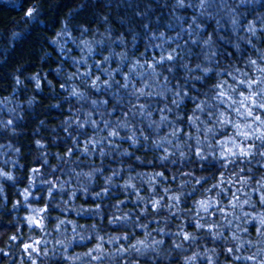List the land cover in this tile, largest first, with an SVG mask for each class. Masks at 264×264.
Returning a JSON list of instances; mask_svg holds the SVG:
<instances>
[{
	"label": "rangeland",
	"instance_id": "1",
	"mask_svg": "<svg viewBox=\"0 0 264 264\" xmlns=\"http://www.w3.org/2000/svg\"><path fill=\"white\" fill-rule=\"evenodd\" d=\"M62 1L21 0L19 7L49 37L81 34L98 41L95 87L72 70L70 59L83 51L72 41L58 43L46 65L32 48L33 59L18 68L10 54L31 45L0 19V70L11 67L0 80V215H10L0 220V264H187L193 248L225 261L237 236L264 241V200L235 195L230 185L264 180V162L229 154L242 143L231 122L217 121L235 119L236 106L221 104L213 87L227 82L230 89L249 90L238 82L256 74L250 62L264 50V0H206L200 14L190 10V0L183 7L177 0H70L65 10L51 7ZM194 30L211 37L205 51L186 44L184 34ZM111 34L130 50L141 67L136 72L106 54L102 46ZM159 49L175 50L182 71L173 76L165 61L157 63ZM104 81L129 87L109 88ZM134 90L164 92L169 102L154 106L153 115L167 134L173 162L167 178L183 192L173 204L146 177L162 160L156 152L142 144L122 149L74 106L80 98L113 109L135 100ZM42 100L56 112L38 107ZM41 110L43 120L26 125L37 157L32 162L14 142L22 136L20 122ZM236 264H264V251Z\"/></svg>",
	"mask_w": 264,
	"mask_h": 264
},
{
	"label": "trees",
	"instance_id": "2",
	"mask_svg": "<svg viewBox=\"0 0 264 264\" xmlns=\"http://www.w3.org/2000/svg\"><path fill=\"white\" fill-rule=\"evenodd\" d=\"M69 1L70 0H64V2L62 1V4L60 6L58 4H51V7L54 9L58 7L55 11L59 12L61 9L65 10L67 8ZM20 3L21 0H0V19L4 20V22L8 25L10 31L24 37L29 45H31V47L27 45L28 48L26 51H24L21 47H17L10 54V59L16 60L18 68L23 67L26 64V58L33 59V57L31 56L32 48L35 49L40 58L39 63L41 62V64L46 65L49 63L51 64V59L54 56L53 51L56 49V45H58V43H61L63 41H72L83 49L80 56L72 57L70 59L69 64L71 65L72 70L76 72L77 75L81 78L87 79L91 85H93L94 82L97 85L96 80L92 78L91 75L98 64L100 65V62L96 59V57L100 55L101 49V45L98 43V41H96L94 38L87 37L81 34L72 36L60 35L58 37H49V34L47 32L35 29L31 17L25 16L21 13L19 7ZM187 5L195 14H200L201 12H203L205 7V4L203 7H201L199 1L196 0H190ZM184 38L186 40V44H190L191 46L197 48L196 51L200 49L202 51H205L203 47L204 41H206L207 39L202 32L194 30L191 34H184ZM117 40L118 39L116 36H113L112 34L107 35L106 47L104 48V46H102L103 49H105L106 54L112 57H116L119 61L123 62L126 66L131 68L133 72H136L137 68L139 69L141 67H137V62L133 58L132 54L129 53L130 50L128 49V47L120 48L119 45H117ZM193 41H196V43H193ZM158 53L164 57L169 55V53L166 54V52L161 49H159ZM165 62L166 65L171 68L173 76L176 73L182 71L174 61L165 60ZM2 67L3 69L0 70V80L3 79L5 73L10 72L9 69L11 68L9 64ZM260 69H264V50L262 51L260 58L256 61V74H254L251 79H264V73H262ZM174 78L178 84L183 85L181 79L177 77ZM258 88H264V83L260 85H253L252 88H249L248 91L236 90L233 92L229 87H226L224 89L229 93L233 100L237 101V103L235 104L237 108L239 107V101L243 99V95H241V92H243L244 95H248L254 89ZM162 93H160L159 91L157 94L153 93L148 100H145L142 97H140L139 101H137L136 99H127L123 102L117 103L113 109L80 98H74V106L80 112L88 116L90 119L94 120L99 125L104 134L111 141H113L114 144H117L122 149H127V147L131 148L133 145L137 146L139 144H142L156 152V154H158L162 160L160 163L154 166L152 171L146 172V177L159 189L161 196L168 200L170 204H173L177 202V200H180L183 192L181 190L177 191L176 189H173L172 185L170 184V180L167 178L168 172L173 170V162L170 158L171 154L168 147L167 134L165 132L164 126L160 123V120L153 115L154 106L160 105V107H162L164 105L165 108H167L169 105V102L162 98ZM258 99H264V97ZM133 103L145 104V113L150 111L151 115H132V111H136L130 110V105ZM245 103L248 104L249 107L252 106L248 102ZM38 107H42L44 110L53 112H56L57 110V108L55 109L53 104H49L44 100L40 101V105ZM246 110V108H241L240 112L236 113L235 119H232L230 121L231 124H233L231 125V127H236V125L239 126L238 128L236 127L237 132L242 131L249 133V139L247 140H245L243 136L237 135L242 143L241 147H246L253 143L256 145L261 144V141L257 140L256 136L264 135V124H261L259 121H254L252 117H247L245 115ZM42 112L43 110L38 113H28V119H26L25 123L20 122L19 125L18 131L22 133V136L19 137V140L14 142V145L16 147H20L23 149L25 155L24 159H30V161L32 162L37 157L34 154L35 146H33L34 143L32 139V130L28 129L26 125L27 123L29 124V121L31 122L33 118L34 120H36V122L40 123V121L44 118L43 115H41L43 114ZM125 112H128L129 114L127 116L123 115V113ZM253 114L260 115L262 118H264V109L253 107ZM105 122H109L111 126L105 128ZM39 123H37V125ZM248 125H251V127H248ZM35 126L36 125H34L33 127ZM113 130L119 131L118 137L108 136V133ZM141 133L143 134L141 135ZM125 137H131L132 139H126ZM261 150L264 151V149ZM256 151V149H252L251 154L248 156L255 157L264 162V156L256 154ZM36 154L40 156L39 153L36 152ZM136 164L140 167H142L143 165L139 161L136 162ZM143 168L144 167H142V169ZM230 183L231 189L234 191L235 195H246L248 197L255 196L264 200V180H258L256 185L254 186H250L249 184L245 183V180L242 182L232 180L230 181ZM7 214V212L1 213L0 220H8L7 218L10 217V215ZM182 226L183 225H181L179 228L181 229ZM1 241L2 239L0 238V243ZM229 247L232 254L229 256L228 260L216 261L213 257L201 253L197 248H193L186 254V263L236 264L239 261H248V259L246 258L250 256L254 257V259L252 260H255L264 251V241L256 236L245 233L243 235L237 236V240H235L233 244L231 243Z\"/></svg>",
	"mask_w": 264,
	"mask_h": 264
},
{
	"label": "snow or ice",
	"instance_id": "3",
	"mask_svg": "<svg viewBox=\"0 0 264 264\" xmlns=\"http://www.w3.org/2000/svg\"><path fill=\"white\" fill-rule=\"evenodd\" d=\"M199 3H200V6L203 7L204 4L206 3V0H199ZM177 4H178V6L183 7V6H185V0H177ZM189 6H192V5H189ZM28 15H31V13H28ZM233 23H235V21H233ZM193 24H195V20H193ZM189 27L191 28L192 25H189ZM196 27L199 28V25H197ZM249 30L253 31V33H254V29L250 28ZM210 41H211V37H209V40L204 41V44L207 45V44L210 43ZM193 43H196V41H193ZM174 53H175V50H173V53H170L166 57L162 56L161 60L158 61L157 63L162 64L165 60H167V61L176 60L177 59V55L174 54ZM107 59H108L107 57L104 58V60H107ZM250 63L251 64H255L256 61H251ZM185 67H187V65H185ZM197 67H199V65H197ZM169 70H171V68H169ZM208 70H210V69H206L205 71H208ZM260 71L262 73H264V69H260ZM245 76H247V74H245ZM125 79H127V78H125ZM97 80H99V77H97ZM103 83L109 88L112 87V83L117 84V86H119V87H121V88H123L125 90H127L128 87H129L128 83L120 84L119 81H112V83H109L108 81H104ZM238 83L240 85H246V89H247V88H252L253 85H260V84L264 83V79H262V80H256L254 78L251 79V80L242 79V80H239ZM95 86H96V84L94 82L93 87H95ZM213 87L216 89V98L220 100L221 104H223L225 102V100L231 101L232 104H236L237 103V101L232 100V97L228 95V92L221 90L222 88L228 87L227 82H225L224 84H216ZM230 90L233 91V92L236 91L235 88H232ZM132 95H135L136 96V100L139 101L140 96H143V95L150 96V95H152V93L151 92L145 93L143 90H134L132 92ZM180 95H181L180 92H176L175 93V96H177V97H179ZM241 95H243V99L239 101V107H237L235 109V111L237 113H239L241 108H246L247 110H246L245 115L247 117H252L254 121H259L261 124H264V118H262L260 115H254L253 114V107L259 108V109H264V99H258V98L264 97V88L254 89L248 95H244L243 92H241ZM245 102H248L252 106L249 107L248 104H246ZM105 103H107V101H105ZM172 103L176 104L177 100L174 99L172 101ZM130 110H136V111H132V115H136V114H139V115H145V114L151 115L150 111L145 113V111H144L145 110V104H143V103H133V104H131L130 105ZM128 114H129L128 112L123 113V115H125V116H127ZM223 115L224 114L221 113V116H223ZM161 119L162 120H166L167 118L166 117H161ZM217 122L227 125L228 123H230V120H228L227 118L218 119ZM91 123L95 124L96 122L95 121H91ZM110 126L111 125H110L109 122H105V124H104L105 128H108ZM236 127L238 128L239 126L236 125ZM248 127H251V125H248ZM208 131L210 132V131H212V129H208ZM142 134L143 133H141V135ZM236 135L243 136L245 140L249 139V133H247V132L238 131L236 133ZM108 136H110V137H118L119 136V131L113 130V131L108 133ZM125 138L126 139H132L131 137H125ZM256 139L260 140L261 144L256 145V144L253 143V144H250V145H248L246 147H241L240 145H235L234 144V146L238 149V152L237 151H232V149H228L229 154L231 156L239 155L240 157H246V156L251 154L252 149H256L257 150L256 154L264 156V151L261 150V149H264V135L256 136ZM197 155H200V153H197ZM201 158H203V157H201ZM234 162L235 161H233V163ZM197 183H199V181H197ZM245 183H246V181H245ZM175 199H178V198H175ZM201 204L203 205L204 202L202 201ZM204 211H207V206L204 207ZM36 224H37V226H39V221H36ZM262 224H264V221H262ZM185 238H187V237H185ZM29 247H31V246L30 245H25V248H29ZM246 259L252 260V259H254V257L250 256V257H247Z\"/></svg>",
	"mask_w": 264,
	"mask_h": 264
}]
</instances>
